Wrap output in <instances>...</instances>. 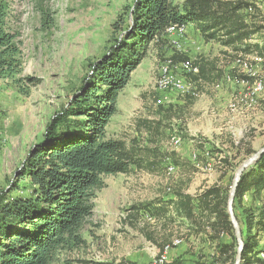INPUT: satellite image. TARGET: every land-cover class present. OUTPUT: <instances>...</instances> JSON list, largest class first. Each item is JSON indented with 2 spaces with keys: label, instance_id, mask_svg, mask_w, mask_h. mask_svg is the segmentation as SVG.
<instances>
[{
  "label": "rangeland",
  "instance_id": "1",
  "mask_svg": "<svg viewBox=\"0 0 264 264\" xmlns=\"http://www.w3.org/2000/svg\"><path fill=\"white\" fill-rule=\"evenodd\" d=\"M135 1L0 0L7 6L6 30L16 37L21 64L14 76L0 77V194L44 140L52 119L87 87L95 65L123 37ZM244 1L260 9L253 26L263 29L237 46L240 50L205 42L191 25L185 29L188 36L167 34L175 38L151 48L120 94L108 137L143 154L156 164L155 171L132 167L127 174L105 177L106 187L82 232L85 244L61 250L53 264H153L158 256L168 261L177 248L184 264H212L219 241L208 245L206 220L196 227L170 209L150 221L140 210L173 201L178 192L197 198L217 186L229 195L248 151L264 147V0ZM183 53L198 69L189 75L199 73L195 63L210 64L216 67L212 77L222 73L221 78L194 83L187 75L188 93L159 90L161 68ZM23 189L21 183L12 194H30ZM249 203L245 198L244 205ZM176 239L183 242L180 247L160 253ZM224 240L231 243L228 235ZM259 242L264 245V237Z\"/></svg>",
  "mask_w": 264,
  "mask_h": 264
},
{
  "label": "trees",
  "instance_id": "2",
  "mask_svg": "<svg viewBox=\"0 0 264 264\" xmlns=\"http://www.w3.org/2000/svg\"><path fill=\"white\" fill-rule=\"evenodd\" d=\"M6 7L0 5L3 78L14 76L21 66L16 37L6 30ZM259 11L244 0H185L182 5L174 0H136L129 11L133 22L121 32L123 37L95 65L87 87L52 119L44 140L30 150L10 188L0 194V264H53L61 250L73 251L85 244L82 232L94 215L98 193L106 187L105 177L127 174L132 167L155 171L156 164L146 162L143 154L122 140L109 138L108 127L118 113L121 92L151 48L171 41L167 35L170 27L191 25L205 42L237 49L263 29L253 26ZM179 56L171 60L180 63L191 59L189 54ZM195 65L199 73L188 75L194 83L222 76L212 77L214 65ZM253 154L249 150L247 157ZM21 183L29 195L12 194ZM228 197L214 186L197 198L178 192L175 200L140 211L156 218L174 209L196 227L206 220V235L212 236L207 235L208 245L209 241H219L212 264L230 259L235 264L238 244L227 211ZM245 198L250 200L248 206ZM234 209L245 245L241 264H264V245L259 242L264 237V155L243 174ZM224 235L231 243L225 242ZM183 261L178 258L169 264Z\"/></svg>",
  "mask_w": 264,
  "mask_h": 264
},
{
  "label": "bare ground",
  "instance_id": "3",
  "mask_svg": "<svg viewBox=\"0 0 264 264\" xmlns=\"http://www.w3.org/2000/svg\"><path fill=\"white\" fill-rule=\"evenodd\" d=\"M187 26H172L167 30L168 34L176 33L179 36H183L182 32L186 29ZM197 67H194L191 61L186 60L180 63H172L169 61L164 67L161 68L160 76L157 81V87L161 91H170L174 90L181 94H186L189 92L188 83H187V75L191 73H197ZM262 88V81H260L257 85V89ZM255 93V92H254ZM233 109L237 108L236 104L232 105ZM181 143L180 139H174L173 144L175 146H179ZM169 171H173V167L169 168ZM148 220H152V217H147ZM183 244L181 240H174L172 242V246H167L165 251H169L172 247H180ZM168 261L166 260L165 256L157 257L156 262L153 264H167Z\"/></svg>",
  "mask_w": 264,
  "mask_h": 264
},
{
  "label": "water",
  "instance_id": "4",
  "mask_svg": "<svg viewBox=\"0 0 264 264\" xmlns=\"http://www.w3.org/2000/svg\"><path fill=\"white\" fill-rule=\"evenodd\" d=\"M130 20L131 22H133V19L131 17H130ZM262 155H264V147L260 149L259 151H257L255 154H253L248 160H246L239 167L234 177V180H233V183L230 189V194L228 197L227 211H228L232 226L234 228V233H235V237H236L237 244H238V254L236 257L235 264H241L242 253L245 248L241 226L235 215L234 204H235L236 194H237V190H238L243 174L246 172L247 169H249L252 165H254L262 157Z\"/></svg>",
  "mask_w": 264,
  "mask_h": 264
},
{
  "label": "crops",
  "instance_id": "5",
  "mask_svg": "<svg viewBox=\"0 0 264 264\" xmlns=\"http://www.w3.org/2000/svg\"><path fill=\"white\" fill-rule=\"evenodd\" d=\"M173 38H175V37H171V39H173ZM190 55V54H189ZM178 250H176L177 251V254H176V252L172 249L169 253H168V264L169 263H172L173 261H175L176 259H180L181 258V260L183 261L184 260V257H183V251H181L179 248H177ZM208 253V250L206 249L205 251H204V254H207ZM182 254V255H181Z\"/></svg>",
  "mask_w": 264,
  "mask_h": 264
},
{
  "label": "built area",
  "instance_id": "6",
  "mask_svg": "<svg viewBox=\"0 0 264 264\" xmlns=\"http://www.w3.org/2000/svg\"><path fill=\"white\" fill-rule=\"evenodd\" d=\"M182 33H184L185 36H188L186 30H184ZM145 216V215H144ZM156 262V261H155Z\"/></svg>",
  "mask_w": 264,
  "mask_h": 264
}]
</instances>
